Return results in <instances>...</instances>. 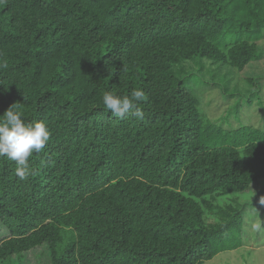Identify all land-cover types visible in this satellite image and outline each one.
I'll return each mask as SVG.
<instances>
[{
    "label": "trees",
    "instance_id": "trees-1",
    "mask_svg": "<svg viewBox=\"0 0 264 264\" xmlns=\"http://www.w3.org/2000/svg\"><path fill=\"white\" fill-rule=\"evenodd\" d=\"M263 37L264 0H0V115L20 102L50 130L26 180L0 158V264L40 247L51 264H203L248 244L264 128L211 120L186 82L205 59L242 71ZM112 89L143 90L144 119L105 112Z\"/></svg>",
    "mask_w": 264,
    "mask_h": 264
},
{
    "label": "rangeland",
    "instance_id": "rangeland-1",
    "mask_svg": "<svg viewBox=\"0 0 264 264\" xmlns=\"http://www.w3.org/2000/svg\"><path fill=\"white\" fill-rule=\"evenodd\" d=\"M258 43L263 55L242 71L229 72L228 67L219 69V64L205 59V70L200 72L195 68L194 76L187 80V86L201 99L200 109L211 120L226 126L251 124L264 128V37ZM247 78L258 79L259 87H250L245 81ZM1 231L0 228V237ZM252 234L248 244L222 251L203 264H264V229ZM24 262L51 264L41 247L27 252Z\"/></svg>",
    "mask_w": 264,
    "mask_h": 264
},
{
    "label": "clouds",
    "instance_id": "clouds-1",
    "mask_svg": "<svg viewBox=\"0 0 264 264\" xmlns=\"http://www.w3.org/2000/svg\"><path fill=\"white\" fill-rule=\"evenodd\" d=\"M145 99V92L141 89H133L129 95L112 89L102 97L104 111L111 112L117 120L129 116L143 120L145 113L139 105ZM21 105L16 102L0 115V158L15 162V175L24 181L32 174L29 158L45 149L50 130L43 120L26 121Z\"/></svg>",
    "mask_w": 264,
    "mask_h": 264
}]
</instances>
